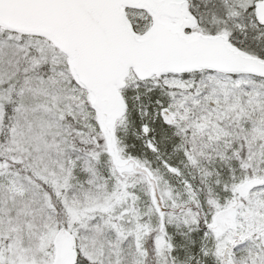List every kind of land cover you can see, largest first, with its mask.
Listing matches in <instances>:
<instances>
[{
  "label": "snow or ice",
  "instance_id": "6c2138e0",
  "mask_svg": "<svg viewBox=\"0 0 264 264\" xmlns=\"http://www.w3.org/2000/svg\"><path fill=\"white\" fill-rule=\"evenodd\" d=\"M0 264H264V0H0Z\"/></svg>",
  "mask_w": 264,
  "mask_h": 264
}]
</instances>
